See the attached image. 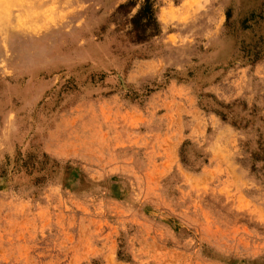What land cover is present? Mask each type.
Wrapping results in <instances>:
<instances>
[{"label": "rangeland", "instance_id": "rangeland-1", "mask_svg": "<svg viewBox=\"0 0 264 264\" xmlns=\"http://www.w3.org/2000/svg\"><path fill=\"white\" fill-rule=\"evenodd\" d=\"M65 1L0 30V264H264V0Z\"/></svg>", "mask_w": 264, "mask_h": 264}, {"label": "bare ground", "instance_id": "bare-ground-1", "mask_svg": "<svg viewBox=\"0 0 264 264\" xmlns=\"http://www.w3.org/2000/svg\"><path fill=\"white\" fill-rule=\"evenodd\" d=\"M0 3L3 4L0 7V30L14 25L29 34L38 33L42 24L58 21L64 10L67 13L71 9H67L69 3L65 0L52 6H46L45 0H7L6 3L0 0Z\"/></svg>", "mask_w": 264, "mask_h": 264}, {"label": "trees", "instance_id": "trees-1", "mask_svg": "<svg viewBox=\"0 0 264 264\" xmlns=\"http://www.w3.org/2000/svg\"><path fill=\"white\" fill-rule=\"evenodd\" d=\"M125 8L121 6L120 10ZM133 26V38L135 43H143L157 35L158 26L154 18V12L150 0H144L138 13L130 21Z\"/></svg>", "mask_w": 264, "mask_h": 264}]
</instances>
